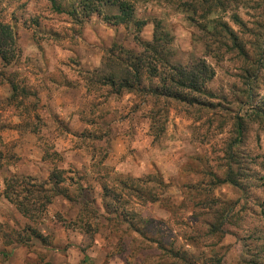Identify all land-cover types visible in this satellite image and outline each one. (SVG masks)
I'll return each instance as SVG.
<instances>
[{
	"label": "rangeland",
	"instance_id": "obj_1",
	"mask_svg": "<svg viewBox=\"0 0 264 264\" xmlns=\"http://www.w3.org/2000/svg\"><path fill=\"white\" fill-rule=\"evenodd\" d=\"M52 2L0 0V24L12 28L19 51L11 65L0 58V264H186L169 250L197 264L264 261L261 13L237 10L241 24L234 11L220 16L234 37L218 59L206 56L185 14L155 1L137 5V17L148 20L143 41L161 18L176 63L206 57L215 70L207 83L213 105L171 101L156 138L153 101L91 82L114 44L140 49L134 29L96 15L78 23ZM240 117L243 138L233 149ZM54 169L64 172L69 197L54 194L44 212L25 217L4 197L7 179L39 184ZM217 208L227 216L225 232L210 236Z\"/></svg>",
	"mask_w": 264,
	"mask_h": 264
},
{
	"label": "trees",
	"instance_id": "obj_2",
	"mask_svg": "<svg viewBox=\"0 0 264 264\" xmlns=\"http://www.w3.org/2000/svg\"><path fill=\"white\" fill-rule=\"evenodd\" d=\"M153 1L157 4L155 6L160 3L185 14L186 20L201 32L199 40L206 43V56L213 55L221 59L222 49L228 51L227 42L234 34L229 24L220 16L234 11V21L241 24L236 11L247 9L260 12L264 18V0H73L68 8L53 0L55 10L70 15L78 23L96 15L107 24L134 29L132 35L140 49L114 44L107 51L102 67L95 69L96 77L91 79V82L93 86L108 88V92L117 97L133 94L144 100L153 101V109L150 111L151 130L155 137L159 138L165 132L166 107L171 101L189 108L198 106L208 108L213 105L211 101L215 99V95L207 89V83L214 78L215 70L207 62L206 57L192 58L186 64L176 63L173 38L166 22L161 18H153L152 39L150 41L141 39V32L147 26L148 20L137 17V5L151 4ZM215 44L218 46H214ZM18 55L12 28L0 24L1 60L5 65H11L18 59ZM247 85L252 89L251 81ZM12 87L13 91L17 89L16 86ZM249 96L252 99L251 90ZM244 127L243 117L237 118L235 123L237 135L232 142V148L241 142ZM71 179L68 178V181ZM65 181L64 172L58 169L53 170L48 182L39 184L31 183L27 177L13 176L5 181L4 197L25 217L32 218L35 217V213L44 212L46 206L52 204L57 195L69 197L67 189L64 188ZM227 181L237 185L230 178ZM22 192L26 195H22ZM215 214L220 217V223L210 225V236L225 232L222 226L227 218L226 214L218 208ZM169 251L186 264H197L192 260L194 257L189 256L187 252ZM214 262L222 264L221 259ZM246 264H264V261L250 260L246 261Z\"/></svg>",
	"mask_w": 264,
	"mask_h": 264
},
{
	"label": "crops",
	"instance_id": "obj_3",
	"mask_svg": "<svg viewBox=\"0 0 264 264\" xmlns=\"http://www.w3.org/2000/svg\"><path fill=\"white\" fill-rule=\"evenodd\" d=\"M0 199H2V198H0ZM0 202H2V201L0 200Z\"/></svg>",
	"mask_w": 264,
	"mask_h": 264
}]
</instances>
